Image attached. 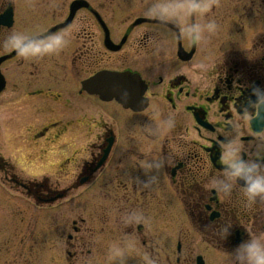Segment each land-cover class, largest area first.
I'll return each mask as SVG.
<instances>
[{
	"label": "flooded vegetation",
	"instance_id": "flooded-vegetation-1",
	"mask_svg": "<svg viewBox=\"0 0 264 264\" xmlns=\"http://www.w3.org/2000/svg\"><path fill=\"white\" fill-rule=\"evenodd\" d=\"M73 1L50 34L61 47L6 61L32 158L0 152V264H235L264 234V198L214 181L233 138L264 164V111L249 103L264 89V0H28L29 16L59 19L27 36L64 24ZM112 74L128 88L113 92Z\"/></svg>",
	"mask_w": 264,
	"mask_h": 264
},
{
	"label": "clouds",
	"instance_id": "clouds-1",
	"mask_svg": "<svg viewBox=\"0 0 264 264\" xmlns=\"http://www.w3.org/2000/svg\"><path fill=\"white\" fill-rule=\"evenodd\" d=\"M149 14H156L163 18L164 12L159 6L149 10ZM209 31L216 27L214 22L206 25ZM195 31L200 30L197 25ZM63 37L58 34L48 35L43 39L29 37L20 32H12L4 42V46L14 49L20 57L34 58L50 54L63 44ZM256 97L250 105L257 111H264V89L253 88ZM173 121L169 119L167 124L171 126ZM222 163L225 165L222 176L214 181L217 190L230 194L235 185L240 184L245 197L249 201L256 198H264V164L255 160L244 159L241 155V145L238 138L226 141ZM161 163L148 164L149 168H160ZM243 182V183H241ZM231 234L229 228L223 231V238L227 239ZM235 264H264V234L249 236V238L238 245L232 253Z\"/></svg>",
	"mask_w": 264,
	"mask_h": 264
},
{
	"label": "rangeland",
	"instance_id": "rangeland-1",
	"mask_svg": "<svg viewBox=\"0 0 264 264\" xmlns=\"http://www.w3.org/2000/svg\"><path fill=\"white\" fill-rule=\"evenodd\" d=\"M8 3H11V0H0V13L8 6ZM30 4V2H29ZM28 4V0H15V22L13 27L11 28H0V54H6L11 52L13 49L11 47H5L4 42L7 37L12 32H20L25 35L33 34L35 32L41 31L42 29L48 27L53 21L58 20L59 18L49 17L47 20H43L45 14L41 13H31L32 16H29L28 9L30 10V6ZM54 14V13H51ZM59 14V13H58ZM68 15V14H67ZM66 15V16H67ZM65 16V17H66ZM64 17V18H65ZM65 32V31H64ZM63 31L59 33H64ZM69 35L72 34V31L66 32ZM2 65V72L5 74V77L8 81L9 88L7 87L5 91L0 95V152L2 155L8 159L12 156H17L19 160H24L25 162H29L31 155L25 152L24 144L19 143L13 135V129L11 127L10 122H13L17 119V117H22L25 114L22 112L21 108L23 107L22 95L19 93H13V89H11V84L13 78L7 73V66L9 63L4 62ZM19 77V76H18ZM23 79L24 76H20L19 83L23 87ZM23 132V129H21ZM30 147V146H29ZM39 155L34 154V158H37ZM40 160V157L38 158ZM37 159V160H38ZM39 160L35 162V169L30 170L27 165V170L33 174H36L40 170ZM26 171V172H28ZM9 171H7L8 173Z\"/></svg>",
	"mask_w": 264,
	"mask_h": 264
},
{
	"label": "water",
	"instance_id": "water-1",
	"mask_svg": "<svg viewBox=\"0 0 264 264\" xmlns=\"http://www.w3.org/2000/svg\"><path fill=\"white\" fill-rule=\"evenodd\" d=\"M11 22H12V13H8L1 18L0 24L10 26ZM0 78H1V85H0V91H1L3 87L5 86V83L1 75H0Z\"/></svg>",
	"mask_w": 264,
	"mask_h": 264
}]
</instances>
